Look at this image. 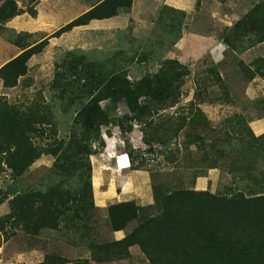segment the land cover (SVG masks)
<instances>
[{
    "label": "rangeland",
    "instance_id": "obj_1",
    "mask_svg": "<svg viewBox=\"0 0 264 264\" xmlns=\"http://www.w3.org/2000/svg\"><path fill=\"white\" fill-rule=\"evenodd\" d=\"M4 1L0 0V5ZM15 1L23 12L5 22L0 30V67L21 52L11 42L16 33H31V42H39L100 0ZM259 1L264 0H134L129 12L122 10L115 17L93 20L60 37L50 38L44 51L30 59L28 73L19 79L16 86L5 87L0 77V95L21 107L48 103L53 119L46 125L47 134L41 139L37 138V142L53 143L54 139L69 136L74 125L75 113L62 110L61 105L53 100L51 88L56 63L63 59L67 51L79 49L91 59L123 69L133 80L157 72L164 59H178L182 55L191 72L185 78L179 102L174 105L155 103L152 107L153 126H166L165 132L161 130L160 133L165 138L171 137L169 146L154 139L150 148L143 141V130L150 134L154 127L146 125V119H125L129 110L124 101L102 102V106L115 119L113 124L103 126L106 147L97 154L99 158L111 157L110 150L114 148L115 165L106 163L110 175L103 186L102 176L97 171L93 178L92 171L96 190L102 187V193L112 196V199H108L112 203L135 200L142 205V216L157 212L154 201L149 202L147 198L154 182L195 189L199 179L204 178L202 180H211L212 183H205L204 190L212 192L229 194L242 191L250 195L264 190V144L254 140L257 133L252 128V124L256 126L264 121L261 120L264 118V42L237 52L230 50L221 40L226 28ZM165 5L184 10L186 17L182 21L175 19L164 8ZM33 10L36 11L35 15H32ZM179 34L182 37L173 44L172 41ZM243 43L250 44L251 39L245 38ZM253 74L254 78L250 79ZM191 106L201 108L210 122L208 126L197 128L189 123L178 132L183 124L192 121ZM240 115L244 116L245 124L237 123ZM120 120L125 125L133 124V130L122 132L116 125ZM186 132H191V139L195 138L193 134L203 136L206 148L202 150L196 143H188ZM216 139L222 140L217 148L226 154L220 158L219 167L208 168L211 160L203 158L210 156V145ZM247 144L250 151L242 158L241 152ZM130 146L135 149V165L143 161V169L139 170L148 173L145 184L134 176L140 171L131 168V157L129 159L125 153ZM125 156L127 163L123 161L119 165L130 166L129 171L117 170V162ZM54 159L52 155H43L36 160L24 175L25 184L44 189L50 181L46 175ZM232 164L238 166L234 173L230 170ZM245 164L250 167L246 168ZM212 170L216 171V176ZM199 171H204L205 175L195 179ZM12 181L11 170L4 165L0 168V192ZM9 211V200L0 204V217ZM107 215L106 209L99 208L94 212L92 236L97 240L114 239ZM135 225L136 221L127 228L131 230ZM7 229L11 231V228ZM88 241L77 245L71 241L70 235L51 228H44L39 235L19 230L9 239H5L0 230V264H37L39 254L32 251L34 248L69 257L72 261L68 263L72 264L88 254ZM134 249L126 259L102 264H151L138 246ZM25 257L32 263H28Z\"/></svg>",
    "mask_w": 264,
    "mask_h": 264
},
{
    "label": "trees",
    "instance_id": "obj_2",
    "mask_svg": "<svg viewBox=\"0 0 264 264\" xmlns=\"http://www.w3.org/2000/svg\"><path fill=\"white\" fill-rule=\"evenodd\" d=\"M133 3L134 0H100L39 42H31V33H16L11 42L21 52L0 67L4 86L18 84L19 79L28 73L30 59L44 51L50 38L60 37L93 20L115 17L122 10L129 12ZM164 8L175 19L182 21L186 17L184 10L168 5ZM22 12L15 0H5L0 5V30L5 22ZM35 13L33 10L32 15ZM181 37L179 34L172 43ZM245 38H250L251 43L244 44ZM221 40L230 50L237 52L264 42V1L254 4L228 26ZM109 65L108 62L91 59L79 49L67 51L56 63L52 98L65 113L74 112L75 118L69 136L54 139L53 143L37 142V138L47 134L46 125L53 119L48 103L21 107L0 95V168L6 165L13 178L0 192V204L9 200L10 205V211L0 217V230L5 239L19 230L39 235L44 228H51L70 235L71 241L77 245L89 240L87 245L91 258L77 259L74 264H102L126 259L131 256L130 248L135 245L151 264H264V190L250 195L242 191L224 194L154 182L155 214L142 216V205L135 200L112 203L107 208L112 231L126 229L134 221L136 225L121 239L100 241L92 236L94 212L99 208L94 200L90 157L105 149L102 128L113 124L115 119L102 102L124 101L129 110L125 119H146L145 124L154 127L150 134L143 130V141L150 148L154 139L169 146L171 137L165 138L160 133L161 130L165 132L166 126H153L152 107L155 103L177 104L185 78L191 72L188 64L177 58H166L157 72L133 80L123 69ZM254 76L251 75L250 79ZM191 108L192 121L183 124L178 132L189 123L194 124V128L208 126L210 120L204 111L198 106ZM236 121L238 124L246 123L242 115ZM116 125L125 133L134 128L133 124L125 125L122 120ZM191 135V132L185 133L187 142H194L204 150V137L193 134L195 138L191 139ZM253 138L264 144V132ZM221 141L213 140L210 156L202 157L206 161L211 160L208 168L219 167L220 158L226 154L217 148ZM249 147V144L243 147L242 158L249 153ZM134 151L132 146L127 151L129 159L131 157V168L143 169V161L135 165ZM43 155L55 157L46 175L50 181L44 189L28 187L24 175ZM245 166L250 167L248 164ZM237 167L232 164L230 170L234 173ZM203 175L205 172L199 171L195 179ZM71 261L60 254L46 253L39 264H66Z\"/></svg>",
    "mask_w": 264,
    "mask_h": 264
},
{
    "label": "crops",
    "instance_id": "obj_3",
    "mask_svg": "<svg viewBox=\"0 0 264 264\" xmlns=\"http://www.w3.org/2000/svg\"><path fill=\"white\" fill-rule=\"evenodd\" d=\"M178 59L181 61V62H183L184 63V58H183V56L181 55L180 57H178ZM258 120H260V118H258ZM261 120H264V118H262ZM252 128L254 129V131L257 133V135H260V134H262L263 132H264V121H262V122H258L257 124H256V126H254L253 124H252ZM106 151V150H105ZM104 151V152H105ZM113 152H114V154H115V151H114V148H112L111 147V150H110V154H111V157H103V158H99L98 157V154H94V155H92L91 156V162H92V167H93V178H95V175H96V172L98 171L99 172V176H102V179H103V184H102V186L105 184V182H106V179H107V177L110 175L109 174V172H108V170H106V163H112L113 164V166L115 165V157H114V155H113ZM125 153H127V152H125ZM102 154H104V153H102ZM128 154V153H127ZM129 156V155H128ZM114 157V158H113ZM112 158V159H111ZM126 158V156L125 157H120V160L117 162V170H120V171H124V170H126V171H129L128 169H129V167L127 166H125V167H123V166H121V165H119V162H126L127 163V158ZM130 164V163H129ZM125 168V169H124ZM138 171H140L139 172V174H138V172H136L135 173V177L137 178V179H142V182H141V184H145V183H147V172L146 171H143V170H138ZM213 171V173L212 174H215V176H216V171L215 170H212ZM144 173H146V176L144 175ZM202 179H204V178H200L199 179V181H198V187H196L195 189H197V190H204V184L205 183H207L208 185H210V183H211V180H208V181H204V180H202ZM202 180V181H201ZM112 186H114V182L112 181ZM211 185H212V183H211ZM93 189H94V200H95V205L98 207V208H100V209H106L107 210V208H108V206L110 205V204H112V202L111 201H109L108 199H112V196H110V195H108V194H105V193H102V187H101V189H99V191L98 190H96V187L94 186V184H93ZM147 198H148V200H149V202L151 201V200H153L154 201V197H153V192H152V190H151V192L150 193H147ZM124 201H128V200H124ZM119 202H121V201H119ZM116 203V202H115ZM139 204V203H138ZM130 230L128 229V228H126V229H123V230H117V231H112L113 232V238L114 239H121V238H123L128 232H129ZM135 246H137V245H135ZM135 246H132L131 248H130V250H131V254H133V251L135 250L134 248H135ZM79 248V247H78ZM138 250V249H137ZM32 251H35V252H38V254H39V258H38V263H40L41 261H43L44 260V257H45V254L46 253H48V252H44V250L43 249H39V248H34ZM88 254L86 255V256H84V257H82V258H91V250H90V248L88 247ZM26 258V257H25ZM27 259V258H26ZM33 261L35 262V256H33ZM80 259V258H79ZM28 260V259H27ZM28 263H32L30 260H28ZM37 263V264H38ZM67 264H71V263H67ZM72 264H74L73 262H72Z\"/></svg>",
    "mask_w": 264,
    "mask_h": 264
}]
</instances>
